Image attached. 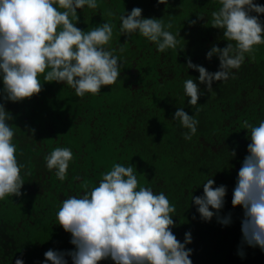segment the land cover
<instances>
[{
    "label": "trees",
    "instance_id": "obj_1",
    "mask_svg": "<svg viewBox=\"0 0 264 264\" xmlns=\"http://www.w3.org/2000/svg\"><path fill=\"white\" fill-rule=\"evenodd\" d=\"M97 2L95 10L87 6L77 10V27L87 31L104 21L115 25L110 47L125 48L116 53L122 60L116 83L83 98L66 84L44 83L43 90L31 99L5 105L14 117L8 123L15 132L17 159L28 168L21 171L24 195L0 200V264H15L17 258L25 264H40L49 248L72 249L70 234L56 220L60 203L81 194L84 181L98 186L101 173L111 170L113 163L135 164L140 185L168 196L176 207L173 233L181 242L185 232L192 234V243L186 247L193 249V264H264V251L241 245L242 210L231 204L240 161L250 142L243 122L256 125L264 120V45L256 46L254 60L246 56L241 68L233 69L235 79L214 81V94L208 93L197 79L198 71L185 64L190 57L210 72L218 70V57L205 58L213 44L221 48L227 44L222 31L210 25L211 12L220 6L218 0H169L166 6L156 0ZM254 2L264 5V0ZM133 7L142 8L145 17L171 19L170 31L180 30L177 49L159 53L138 32L125 43L119 17ZM108 10L115 16L108 17ZM197 14L204 18L189 26L188 20H196ZM39 79L44 82L43 74ZM186 79H193L202 94L194 107L184 93ZM176 108H184L199 120L190 141L182 135L188 130L172 119ZM57 146L73 152L63 182L46 168L44 160ZM234 148L236 157L231 152ZM29 169L30 175H25ZM210 178L215 186H227L221 210L222 216L232 213V223L227 226L215 217L211 222L202 221L192 204V195H202V184ZM239 251L244 252L243 257Z\"/></svg>",
    "mask_w": 264,
    "mask_h": 264
},
{
    "label": "clouds",
    "instance_id": "obj_2",
    "mask_svg": "<svg viewBox=\"0 0 264 264\" xmlns=\"http://www.w3.org/2000/svg\"><path fill=\"white\" fill-rule=\"evenodd\" d=\"M167 5L169 0H156ZM219 7L211 12L210 25L222 31L226 46L213 44L206 52L209 61L218 57V70L210 72L190 57L187 69L198 71L200 84L213 93V82L235 79L233 69L239 70L246 56L255 59L256 46L264 45V5L254 0H218ZM99 7L97 0H0V200L8 196L21 197L24 180L21 171L28 168L17 159L15 132L8 123L14 117L6 103H21L43 90L44 83H62L74 90L77 97L97 95L102 87L111 86L120 77L121 57L125 48H111L114 24L108 21L85 31L77 27L78 9ZM143 9L133 7L120 15V33L127 38L133 33L156 45L159 53L177 49L180 43L170 31L173 21L161 17H145ZM115 16L112 10L105 13ZM204 17L188 20L194 26ZM108 46V47H106ZM184 49V48H183ZM182 49V50H183ZM43 74V83L39 77ZM190 106L200 99L199 85L193 79L183 82ZM214 94V93H213ZM199 109H197V114ZM173 120L188 131L183 138L190 141L197 132L199 120L184 108H176ZM246 154L237 171L232 189L231 204L242 210L241 245L259 247L264 251V120L254 125L243 122ZM30 131H32L30 129ZM236 157L235 148L231 150ZM20 155H23L21 150ZM46 168L55 171L63 182L68 174L73 152L68 147H55L44 156ZM135 164L113 163L111 170L101 173L98 186L82 182V193L61 201L56 220L70 234V250L49 248L40 264H193L192 234L185 232L184 240L177 239L172 229L176 207L164 192L140 185ZM30 175V169L25 172ZM79 179V177H77ZM210 178L202 184V195H192V204L202 221L227 226L232 213L222 216L227 186H215ZM195 215L193 219H195ZM238 254L243 257L244 252ZM23 255V254H21ZM15 264H25L22 258Z\"/></svg>",
    "mask_w": 264,
    "mask_h": 264
}]
</instances>
